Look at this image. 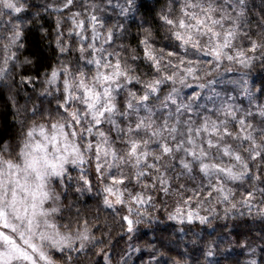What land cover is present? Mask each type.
Segmentation results:
<instances>
[{"label": "snow or ice", "instance_id": "snow-or-ice-1", "mask_svg": "<svg viewBox=\"0 0 264 264\" xmlns=\"http://www.w3.org/2000/svg\"><path fill=\"white\" fill-rule=\"evenodd\" d=\"M26 7L22 0H0V86L15 84L11 65L30 66L19 83L32 85L40 101L29 107L10 96L18 131L0 136V264H81L94 249L111 264L110 254L98 248L109 234L99 217L92 224L77 208L60 223L75 204H65L68 195L94 188L129 239L172 197L167 218L180 224H206L221 205L225 218L244 209L264 219V103H254L246 79L241 95L247 108L219 93L218 107L215 101L212 108L194 107L199 93L179 100L190 80L212 77L225 60L242 68L264 63V13L253 32L246 0H165L154 18L141 20L135 37L117 44L129 35L125 25L102 31L97 4L61 0L51 6L58 14L57 62L49 66L18 58L29 21L12 14ZM116 7L125 17L137 9L135 0ZM3 9L9 10L7 21ZM245 182L250 189L237 200L232 185ZM149 264L160 262L153 256Z\"/></svg>", "mask_w": 264, "mask_h": 264}, {"label": "trees", "instance_id": "trees-1", "mask_svg": "<svg viewBox=\"0 0 264 264\" xmlns=\"http://www.w3.org/2000/svg\"><path fill=\"white\" fill-rule=\"evenodd\" d=\"M22 2L27 6L26 10L21 14H12L13 19L29 21L25 25V35L22 40L25 47L17 51L18 58L22 61L25 56H30L38 59L40 64L50 66L57 62L54 39L58 14L52 11V7L48 8L42 3L35 4L31 0H22ZM60 2L61 0H55L53 6H58ZM114 2L117 5L126 4V0H111L110 3L109 0H78V5L95 3L99 6L100 16L105 22V28L102 31L114 25H125L129 35L123 41L117 40L116 43L127 44L132 37H135L141 20L154 18L161 3L165 0H135L137 9L126 17L120 15V10L112 6ZM246 4L252 30L253 32L259 31L256 24L262 20L264 0H246ZM79 10L82 11L83 8ZM3 11L6 14L2 19L7 21L9 10L3 9ZM3 27L0 25V32L3 31ZM67 27L69 24L65 22L64 28L67 29ZM88 35L90 38V32ZM132 42L135 43L134 40ZM238 68L237 75L240 80H247L251 92L256 93L255 97L257 96L258 100L264 99V91H260L264 88V63L256 60L251 68L241 66ZM29 69L30 66L20 69L11 65L9 79H14L15 84L10 89L0 86V136L5 139L14 137L18 131V127L13 124L15 109L10 96H15L18 105L27 104L31 107L34 102L40 103L32 85L23 86L19 83L21 75H27ZM233 69L236 70V68ZM43 70L41 67L40 71ZM215 74L214 72L212 77L206 78H216ZM224 74L225 72L222 75ZM40 87L37 84L36 90L39 91ZM170 87V85L164 86L161 98ZM185 94L186 92L180 90L179 100H182ZM29 96L31 100L28 99ZM153 103L158 105L159 102L153 101ZM193 105L197 108L201 105L206 108L213 107L204 102ZM72 175L77 176L78 173L73 172ZM92 178L95 183L93 173ZM232 187L235 189L236 199L239 200L245 189H250V184L245 182L242 185H232ZM77 196H79L78 200ZM74 201L71 214L65 211L64 219L60 223L67 222L70 215L74 216L77 208L80 209L81 215L87 216L92 224L97 222L94 218L99 217L102 231L109 234L104 237L105 243L98 248L103 247L110 254L111 264H122V258L126 264H149L153 256L159 260L160 264H175L177 260L183 264H247L250 259H256L257 264H264V219L256 216L254 212L249 215L246 210L241 209L240 212H243V215L237 212L225 218L221 205L218 206L216 214L209 216V222L206 224H200L198 220L191 224L186 221L180 224L167 218V213L175 207V197H172L167 199V207L160 206L152 211V215L156 217L155 220H148L137 225L136 231L130 234L132 238L129 239V234L126 233L125 228L121 227L119 216L111 210L104 209L101 197L96 195L95 188L91 194L88 192H84L83 195L70 193L65 204ZM201 215H208V213L201 210ZM95 235L100 238L101 231H95ZM252 248L256 250L255 253L250 252ZM95 251L96 249L88 256L81 257V264H104L103 256L94 255ZM209 252L212 254L208 255Z\"/></svg>", "mask_w": 264, "mask_h": 264}, {"label": "rangeland", "instance_id": "rangeland-1", "mask_svg": "<svg viewBox=\"0 0 264 264\" xmlns=\"http://www.w3.org/2000/svg\"><path fill=\"white\" fill-rule=\"evenodd\" d=\"M35 4L36 3H42L43 5L48 6V8H51V6L54 5L55 0H31ZM113 7L117 6V3L114 2ZM117 8V7H116ZM120 10L119 8H117ZM100 10H97L96 14L100 16ZM3 58V52L0 51V62H2ZM203 59H210L208 57H204ZM235 65V67H233ZM237 66V67H236ZM240 65L238 64H230L227 60H225L219 69L218 72H215L214 75L215 82L213 85H206L204 88H200L198 86L199 83H206L207 78H205L202 81L196 82V81H189L188 87H182L181 91L186 92L185 97L182 98V101L187 102L189 97L193 96V93H199V96L196 97L193 104H198L200 102H204L209 106H213V101H215L216 106H219V99L215 96V93L220 94V98H224L226 95H231L235 98V102L237 104H240L242 107H249L248 100L245 96L241 95L242 87H243V81L240 80V78L237 75V71L239 70ZM233 68H236L234 70ZM230 69V70H229ZM223 72H225L224 75ZM218 87H217V86ZM211 87V88H210ZM217 87V88H216ZM249 87V85H248ZM256 94V93H254ZM209 97L212 99L210 100ZM258 97H255L254 103H263L264 99H257ZM212 108V107H211ZM94 175V171L92 172ZM187 222V221H186Z\"/></svg>", "mask_w": 264, "mask_h": 264}]
</instances>
